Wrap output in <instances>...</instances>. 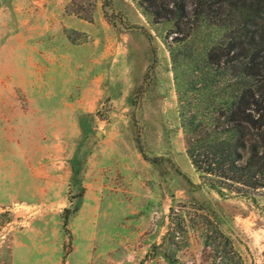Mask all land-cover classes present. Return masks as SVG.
<instances>
[{"label":"rangeland","instance_id":"1","mask_svg":"<svg viewBox=\"0 0 264 264\" xmlns=\"http://www.w3.org/2000/svg\"><path fill=\"white\" fill-rule=\"evenodd\" d=\"M165 37L140 0H0V264H168L170 208L175 264H207L200 215L264 264V189L202 183Z\"/></svg>","mask_w":264,"mask_h":264},{"label":"trees","instance_id":"2","mask_svg":"<svg viewBox=\"0 0 264 264\" xmlns=\"http://www.w3.org/2000/svg\"><path fill=\"white\" fill-rule=\"evenodd\" d=\"M140 7L174 34L162 40L190 164L218 194L250 199L264 189V0H140ZM199 218L207 264H244L217 223ZM191 228L170 208L154 256L175 264Z\"/></svg>","mask_w":264,"mask_h":264}]
</instances>
